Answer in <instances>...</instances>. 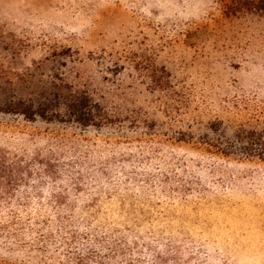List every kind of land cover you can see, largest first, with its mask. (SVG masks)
Segmentation results:
<instances>
[{"label": "rangeland", "instance_id": "obj_1", "mask_svg": "<svg viewBox=\"0 0 264 264\" xmlns=\"http://www.w3.org/2000/svg\"><path fill=\"white\" fill-rule=\"evenodd\" d=\"M249 1L0 0V69L65 75L109 114L0 113L24 168L0 195V264H264V136L239 138L264 132Z\"/></svg>", "mask_w": 264, "mask_h": 264}, {"label": "trees", "instance_id": "obj_2", "mask_svg": "<svg viewBox=\"0 0 264 264\" xmlns=\"http://www.w3.org/2000/svg\"><path fill=\"white\" fill-rule=\"evenodd\" d=\"M249 2L248 9L264 18V0ZM0 113L21 116L30 122L42 120L86 128L99 127L109 117L94 91L75 86L62 74L47 76L38 66L23 71L0 69ZM261 136L264 132L249 131L239 138L242 145H257ZM254 155L264 157L261 153ZM22 165V161L10 159L0 150V195L23 180Z\"/></svg>", "mask_w": 264, "mask_h": 264}]
</instances>
